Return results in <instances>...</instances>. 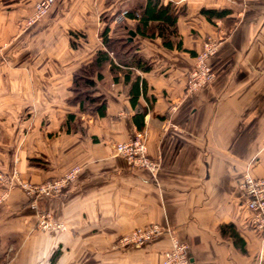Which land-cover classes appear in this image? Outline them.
Here are the masks:
<instances>
[{"label": "crops", "instance_id": "0c3cea01", "mask_svg": "<svg viewBox=\"0 0 264 264\" xmlns=\"http://www.w3.org/2000/svg\"><path fill=\"white\" fill-rule=\"evenodd\" d=\"M39 1L0 0V173L39 184L82 172L40 204L66 231L37 232L24 192L11 189L0 203V264H162L168 235L112 250L155 224L189 246L194 264H264L239 190L247 174L264 179V0H152L176 21L146 28L151 0H55L30 23ZM122 24L132 55L110 52L90 76L95 101L83 102L75 74L106 50L101 32ZM208 37L220 41L215 80L190 92ZM140 132L155 177L116 152ZM6 190L0 181V197Z\"/></svg>", "mask_w": 264, "mask_h": 264}, {"label": "built area", "instance_id": "2783aa9c", "mask_svg": "<svg viewBox=\"0 0 264 264\" xmlns=\"http://www.w3.org/2000/svg\"><path fill=\"white\" fill-rule=\"evenodd\" d=\"M55 0H40L36 4V11L31 18V23L42 18L50 10ZM119 19H122L119 18ZM220 45L219 39L208 37L201 52L196 56L194 67L187 74L188 90L197 89L203 84L213 80L215 74L209 64L210 58L217 52ZM5 59L3 48L0 47V62ZM116 151L128 162L129 165L142 167L152 173L153 177L159 169L158 163L153 161L149 154L146 144V137L143 133H137L130 141L120 143L116 146ZM72 174V173H71ZM2 178V177H1ZM67 183V177L45 185H32L20 183L29 200L32 208H37V203L41 199L52 197L61 192ZM239 190L244 199V208L250 213V226L260 234L264 243V179L245 175L239 184ZM39 227L49 230L53 227L51 218L48 214L38 216ZM164 232V229L154 226L139 229L135 236L143 240H152ZM162 264H194L189 254V247L173 239L170 249L163 252Z\"/></svg>", "mask_w": 264, "mask_h": 264}, {"label": "trees", "instance_id": "16d2710c", "mask_svg": "<svg viewBox=\"0 0 264 264\" xmlns=\"http://www.w3.org/2000/svg\"><path fill=\"white\" fill-rule=\"evenodd\" d=\"M168 8L169 6L166 7L161 6L158 9L155 1L152 0L149 1L146 8L140 14L139 26H143L146 28L150 20H157V19L167 20L174 25L176 21L175 16L174 15L172 16L169 13ZM130 16L135 17L134 14H130ZM118 28H123L121 30L122 33L121 32L118 33V29H116L115 34L113 36H109L108 26L103 30V32H101V36L103 38V42L106 50L99 52V56L95 64L85 66L75 74L73 91L76 94V97L79 99L81 98L83 102L91 103L92 100L95 101V99H92L91 91H90V88L94 85L95 82L90 79V76L92 71L102 68L103 64L109 58L110 52H113L117 55L118 54L132 55L133 46H132V42L129 41L127 37L128 34L126 32L127 30H125V25L122 24ZM163 31L164 28H161L159 32L160 35L164 34ZM167 44L169 45L170 42ZM140 60H141L140 58L137 60L138 64H140V62L142 61ZM102 104L104 105V102Z\"/></svg>", "mask_w": 264, "mask_h": 264}, {"label": "rangeland", "instance_id": "374dc122", "mask_svg": "<svg viewBox=\"0 0 264 264\" xmlns=\"http://www.w3.org/2000/svg\"><path fill=\"white\" fill-rule=\"evenodd\" d=\"M37 3H38V2H37ZM35 7H36V6H35ZM50 9H51V8H50ZM49 11H50V10H49ZM49 11H48V12H49ZM48 12H47V13H48ZM45 15H47V14H45ZM45 15H44V16H45ZM44 16H43V17H44ZM31 18H32V17H31ZM31 18H30V21H31ZM30 21H29V22H30ZM30 23H31V22H30ZM0 47L4 49V46L0 45ZM211 68H212V67H211ZM214 74H215V73H214ZM214 80H215V76H214V78H213L212 81L203 84L201 87H198L197 89H193V90H189V91H190V92L197 91V90H199V89L202 88V87H205V86H208V85L212 84V83L214 82ZM143 134H144V136H145L146 139H147V134H146V133H143ZM146 144H147V140H146ZM118 145H119V144H118ZM116 152H117V151H116ZM117 154H118L119 156H121L119 153H117ZM121 157H122V156H121ZM122 158H124V157H122ZM153 161H154V160H153ZM130 166H131V165H130ZM131 167H132V166H131ZM132 168H138V167L133 166ZM139 168H142V167H139ZM81 172H82V168L79 167V166H76V167H73L68 173H66V174L63 175L62 177L55 178V179L49 180V181L44 182V183H39V184H38V183H31V182H25V181H23V180L19 177V174H18V172H17L16 170H14L13 175H10V176L5 175V174H3V173H0V181H1L2 183H4V184L7 185V190H6V192L0 197V203L4 202V201L7 199V197H8V195H9L11 189H12L13 187L17 186L18 188H20V189L24 192L26 198L28 199V206H29V207L35 212V214H36V225H35V230H36L37 232H40V233H52V232L66 231V227H65L64 225H62L61 223H59V222L55 219V217L53 216V214H52L51 212L46 211V210H43V209L41 208L40 204H41V202H42L43 200H45V199H50V198H55V197L60 196V195L62 194V192H63L66 188L70 187L75 181H77V179L79 178ZM71 173H72V174H71ZM1 177H2V178H1ZM66 177H67V183L65 184L63 190H62L61 192L55 194V195L52 196V197H48V198H45V199H41V200H39L38 203H37V208H32V206H31V200H29V197L27 196V194L25 193V191L22 189V187H21V185H20V183H22V184H32V185H45V184H47L48 182H54V181H56V180L58 181V180H61V179H63V178H66ZM244 177H245V176H244ZM43 214H48V215L50 216V218H51V222H52V224H53V227H52L51 229H49V230H43V229H41V228L39 227V224H38V216L43 215ZM154 226H158V227L164 229V232H162V234H160L159 236L153 238L152 240H143V239H139V237H136V236H135V233H136L139 229L143 230V229H145V228H147V227H154ZM139 229H136V230L132 231L131 233H129V234H127V235H124V236H121V237H119L118 239H116V241H114V243L112 244V250H114V251H118V252H123V250L125 251V250H129V249L141 248V247H144V246H146V245H150V244L156 242L159 238H161V237L164 236V235H168V236H169L170 244H171V245H172V240H173V239L179 240V239L174 235V232H173L172 229H165L164 227H162V226H160V225H157V224H155V225H150V226H146V227H142V228H139ZM179 241H180V240H179ZM180 242H181V241H180ZM171 245H170V247H171ZM186 245H187V244H186ZM187 246H188V245H187ZM170 247H169L168 249H170ZM188 247H189V246H188ZM168 249H166V250H168ZM166 250H164V251H166ZM164 251H163V252H164ZM163 252H162V256H163Z\"/></svg>", "mask_w": 264, "mask_h": 264}, {"label": "water", "instance_id": "95a60500", "mask_svg": "<svg viewBox=\"0 0 264 264\" xmlns=\"http://www.w3.org/2000/svg\"><path fill=\"white\" fill-rule=\"evenodd\" d=\"M131 34H134L133 32H131Z\"/></svg>", "mask_w": 264, "mask_h": 264}]
</instances>
